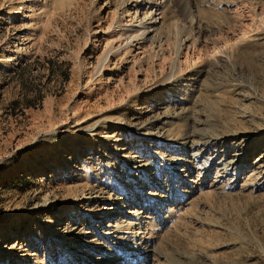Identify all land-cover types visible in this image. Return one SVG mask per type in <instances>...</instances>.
<instances>
[{
	"label": "rangeland",
	"instance_id": "rangeland-1",
	"mask_svg": "<svg viewBox=\"0 0 264 264\" xmlns=\"http://www.w3.org/2000/svg\"><path fill=\"white\" fill-rule=\"evenodd\" d=\"M170 262L264 264V0H0V264Z\"/></svg>",
	"mask_w": 264,
	"mask_h": 264
},
{
	"label": "bare ground",
	"instance_id": "bare-ground-1",
	"mask_svg": "<svg viewBox=\"0 0 264 264\" xmlns=\"http://www.w3.org/2000/svg\"><path fill=\"white\" fill-rule=\"evenodd\" d=\"M118 28V27H117ZM118 30V29H117ZM112 32H114V31H112ZM118 33V32H117ZM112 34V33H111ZM116 35V34H115ZM119 36V35H118ZM109 50V49H108ZM115 50H114V48H112V49H110L108 52H114ZM107 52V53H108ZM106 53V54H107ZM103 64V63H102ZM173 115H175L174 113H173ZM170 118V116H168L167 117V119H169ZM208 126H209V124H208ZM142 128V127H141ZM140 128V129H141ZM149 129L150 128H143V130L141 129V131H143V132H141V134L142 135H144V136H151V133L152 132H150L149 131ZM196 132V131H195ZM195 134H197V136L199 135V137L200 138H198V140H195V139H193V135H192V133L190 134L191 136H187V137H185V139H189L190 140V145H196V143H198V142H200V141H202L203 139H205V138H207L208 137V135H207V133H206V130H204V131H202L201 133H199V132H196ZM155 135V134H154ZM245 138V137H244ZM248 138V137H247ZM185 139H183V140H185ZM250 140V139H249ZM206 141V140H205ZM185 142V141H184ZM183 142V143H184ZM188 142V141H187ZM185 144H186V142H185ZM197 146V145H196ZM247 145H246V143H245V145H243V148H245ZM248 147V146H247ZM250 148H252V147H250ZM249 148V149H250ZM251 150V149H250ZM195 153V152H194ZM194 153H193V155H194ZM199 153V152H198ZM197 153V154H198ZM189 154V153H188ZM192 155V154H191ZM193 155L191 156V157H193ZM196 155V154H195ZM200 155V154H199ZM168 156V155H167ZM234 156V155H233ZM237 156L238 155H236V157L234 158V159H230L229 157H226V158H224L222 161H220L218 164L219 165H222V166H224V168H228L229 167V165L232 163V162H234V160H237L238 158H237ZM261 157V156H260ZM176 158V157H175ZM170 159V158H169ZM260 160H258L257 161V164H258V162H259ZM180 160H178L177 159V162H176V166H179L180 164ZM194 163V162H193ZM224 163V164H223ZM228 166V167H227ZM261 166V165H260ZM253 167H255V166H253ZM219 168V167H218ZM255 169V168H254ZM222 171V170H221ZM224 171H225V169H224ZM223 171V172H224ZM233 171V170H232ZM223 172H221V173H223ZM260 172V171H259ZM236 174H237V170H235V171H233V174H231V175H233V176H236ZM252 175L254 176H256V173H254V171H252ZM252 176V177H253ZM258 177V176H257ZM260 177V176H259ZM235 178V177H234ZM254 178V177H253ZM258 179V178H257ZM80 187V188H79ZM87 187V185H80V186H78V187H75L74 189H72V193H76L75 191H79L80 189H82V188H86ZM81 194H82V196L85 198L86 196H87V198H86V201H87V199H89L90 201H91V206L90 207H88V208H86V210H85V213H84V218L85 219H90L91 221H96V222H99V221H101L102 219H104V218H107L108 216H110V215H120L121 213V211H123L122 210V205H123V203H125V202H122V204H120V203H118L119 205H116V204H111V206H109L107 203H106V201L104 200L105 198H107V197H104V194H103V191H101V190H90V191H88V189L86 190H84V191H82L81 192ZM152 197V196H151ZM154 197V196H153ZM116 205V206H115ZM125 205V204H124ZM117 207H119V208H117ZM88 211V212H87ZM125 214H127L128 216H131V214H133V212H129V213H125ZM126 222V221H125ZM107 225H109V224H107ZM110 227V226H109ZM97 230L98 231H102L103 230V228L101 229V226L100 225H98L97 227ZM107 228H108V226H107ZM82 230H84V229H82ZM81 230V232H80V234L79 235H83V234H86L85 233V231H82ZM95 233H97L96 232V230H95ZM122 233V232H121ZM100 235H103V236H107L109 239H113V241L114 240H122L121 238L122 237H120L118 234H117V227H113L112 228V230H111V232H108V233H106L105 231H102L101 233H100ZM95 241H91L90 243H89V245H90V247H92V248H98L99 249V252H101V254L102 253H104L105 252V249H101V247H99L98 246V243L99 242H95ZM100 244V243H99ZM96 250V249H95ZM166 258V257H165ZM169 264H173V263H169Z\"/></svg>",
	"mask_w": 264,
	"mask_h": 264
},
{
	"label": "trees",
	"instance_id": "trees-1",
	"mask_svg": "<svg viewBox=\"0 0 264 264\" xmlns=\"http://www.w3.org/2000/svg\"><path fill=\"white\" fill-rule=\"evenodd\" d=\"M24 105H27V104H24Z\"/></svg>",
	"mask_w": 264,
	"mask_h": 264
}]
</instances>
